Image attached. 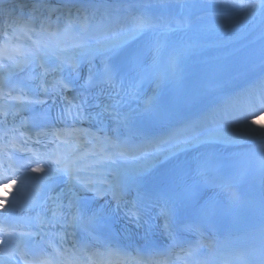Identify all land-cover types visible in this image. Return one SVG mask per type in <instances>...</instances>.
I'll return each instance as SVG.
<instances>
[{"label": "snow or ice", "instance_id": "snow-or-ice-1", "mask_svg": "<svg viewBox=\"0 0 264 264\" xmlns=\"http://www.w3.org/2000/svg\"><path fill=\"white\" fill-rule=\"evenodd\" d=\"M216 3L224 8H232L238 10L240 13L241 25L245 26L247 23L255 18L258 14L261 16V37L264 38V0H216ZM50 6L47 3L39 2L37 5H34L33 11L36 8H45L48 9ZM68 9V17L63 24L57 22L56 27L49 31L51 28L50 16H42L39 18L38 23L39 27L34 25L37 23V19L34 16H29L27 19L19 17L14 19L11 23H6L3 39L0 40V70H7L9 65L7 61H11V68L24 70L26 65H31L34 61L39 60V67L44 69V73H47L48 69L45 67V61L43 59V54L41 53V48H49L50 43L42 39H33L31 34H36L37 36H42L47 33L51 37L56 38V45L61 54L67 53L69 48L76 50L69 56L64 59H61V65L64 63H69L73 68L76 67V60L78 57L84 56H93L100 55L104 58L105 69L103 73L99 76L98 82L102 84H107L113 89L117 85V72L118 69L113 66L112 58L117 57L125 49L129 48L131 42L135 41L138 37L147 34V33H157V29L162 31H171L168 27V24L165 22L163 17L157 18L153 13L147 11L146 9L150 8V4L146 3H132L129 0H121V3L116 5L108 4H88L81 5L76 7V5H64ZM103 7L105 11L97 18L95 10ZM72 8H75V13L72 12ZM91 8L94 11L89 14L88 9ZM143 9L140 11H133V9ZM120 9L125 10V15L120 14ZM58 10V9H56ZM59 21V18H58ZM89 29H93L98 35L89 37L87 34ZM23 33L27 37L25 42L23 37L20 35ZM73 37L76 42L68 46H59L63 43V38ZM99 36H104L105 39L100 40ZM96 39L97 43L94 46H89L88 40ZM15 41V42H14ZM30 42V43H29ZM160 44L155 42L154 51L156 55L159 54ZM264 51V49H262ZM55 53H53L54 55ZM142 50L140 49H129L124 55L122 63L130 66L133 69H139L141 65ZM20 57V59H16ZM59 59V57H58ZM171 63H175L173 58ZM41 74H37L36 77L39 79ZM6 77L0 75V97H4L5 103L0 104V113L7 116L11 110V106L7 104L8 100L23 101L27 100L26 95H12V89H9L7 92L4 91L6 86ZM89 79H93V76H90ZM62 84L64 88L68 87V84H63V82H58ZM139 83V82H138ZM13 88H19L21 93H24L25 89L20 87L19 84L13 85ZM47 91V90H45ZM117 95L119 93H116ZM127 95L134 96L135 89L133 88ZM146 101V104L150 103ZM38 102V101H37ZM86 100L81 98V102L74 105L75 112L71 111L73 105L69 104V109L66 112V115H71L73 119L76 118H87L84 115V105ZM109 109L114 110V119L118 124L127 125L129 116L127 113H121L115 110V105H104L103 111L107 112ZM264 109V94H261L259 99L254 104L244 105L239 112L237 113L238 121L240 122V127L237 130V138H243L247 140H259L264 142V125L259 127H252L249 124L248 118L254 112ZM14 115V114H13ZM101 113H96V116L99 117ZM256 121L253 119L251 124H255ZM79 129H71L66 131L63 135L73 136L79 133ZM23 135V133H20ZM41 135V133H37ZM46 135V134H45ZM54 137L58 138L61 133L53 132L51 133ZM0 139L4 140L3 144H0V168H4L6 172H10L15 175L19 172L21 177L26 181L35 182L37 180L43 181L45 177L63 173L67 175L71 180H74L80 185L81 188L87 191L93 192L96 196H103L108 192L112 193L114 199L117 200V210L120 208V199L123 191V186L120 184L108 185V182L105 180L97 179L93 176L88 175V173L98 170V166H102L105 160L111 161L112 155H103L100 159L94 161H88V157L76 156L72 153L64 154L59 151L52 153H37L32 152L28 148H20V152H31V157L24 161V164L17 167L13 163L12 155L10 154V149H16L17 145L14 142V137L9 138L8 134L5 133ZM108 140V137L104 138ZM27 143V140L24 141ZM39 143V141H37ZM65 144L68 143L67 140L64 141ZM115 146V145H114ZM119 155L123 156V152H120ZM33 160L38 161L47 167H35L31 171L35 173H43V176L31 177L26 170V166L33 163ZM260 167L264 169V154L260 158ZM207 168L204 167L200 170V182L207 183L209 177L207 175ZM239 177L226 182L221 185L224 191L228 193L229 199L233 205L239 204L241 195L236 188V182ZM105 185H108L106 188ZM191 193L189 192V197ZM34 200V197H33ZM20 203L19 199H14L12 201V208L8 212L4 213V206L0 205V214H5V221L0 222V235L6 238L9 245L8 248L0 247V264H9V261L13 256L19 251L20 259H24L29 253L27 251V246L24 249L19 248V244L14 246L15 237H24L29 238L33 235H36L30 231L16 233L14 231L8 230L6 223L7 215L12 211L16 210V205ZM67 208L64 211V208ZM136 208V211L129 210L126 215L130 217V222L136 224L137 227H142L147 221H143L144 209L146 205L143 201H138L133 205ZM176 212L177 208L175 205H170L165 202L160 207V214L165 218V229L169 230L170 237H173L172 229L173 225L176 223ZM58 218L63 219L67 224L76 226H86L87 229H91V232H94L97 227L111 228V220L101 211L94 212L91 216L85 217L81 213V208L78 203V198L76 194L73 193V196L69 198L68 204L66 206L61 204L58 206V209L52 211V216L49 219V223L52 221H58ZM37 220L40 224L44 223L43 218L37 217ZM143 221V223H142ZM185 230L197 232L203 237V233L200 231L199 224H185L182 225ZM91 232L89 233L91 235ZM95 239V237H93ZM5 243L4 239H0V245ZM204 247V240L201 239L194 243H189L187 248H181L180 251L185 254L187 257L196 258L200 256L201 249ZM209 250L211 251L212 244H208ZM117 250L108 248L107 254L112 255ZM237 258L241 260L242 264H247L242 253L237 254ZM24 264H52L50 260H41L34 258L31 260H24ZM167 264V262H165ZM185 264H208L207 259L198 260L193 259V261H185ZM264 264V262H262Z\"/></svg>", "mask_w": 264, "mask_h": 264}, {"label": "bare ground", "instance_id": "bare-ground-1", "mask_svg": "<svg viewBox=\"0 0 264 264\" xmlns=\"http://www.w3.org/2000/svg\"><path fill=\"white\" fill-rule=\"evenodd\" d=\"M202 6H197L195 8H193V11L196 10H200L202 9ZM261 20V16L258 14L255 18L251 19L247 25L242 26L241 25V20H240V14H238L237 16L228 19L227 21H223V22H215L213 24H200V26L205 27V31H208V36L212 37L213 34H218L219 36H227L230 40L233 36L231 35V33L239 31L240 33L246 32L247 30L253 28L255 25H257ZM174 32L180 36L185 37L186 36V28L184 26V24H181L180 27L175 28ZM237 34V35H239ZM226 40V41H228ZM225 41V42H226ZM220 41H216L213 43H217ZM262 67H259V69H261ZM264 72V68H262V70H256L253 73H263ZM251 121H249V124L252 127H259L261 125H264V115H261L259 117L255 118L256 123L255 124H251ZM240 125H236L227 129H223V130H219L216 131L215 133L218 134V138L217 141L220 144L221 148H243L246 147L247 145H252V146H258L261 148H264V142H261L259 140H247V139H243V138H237L238 136V129H239ZM214 134V132L212 133ZM231 141V142H229ZM164 155V154H163ZM151 163H149L148 161L135 167V170L137 171H141L143 169H145L147 166H149Z\"/></svg>", "mask_w": 264, "mask_h": 264}]
</instances>
